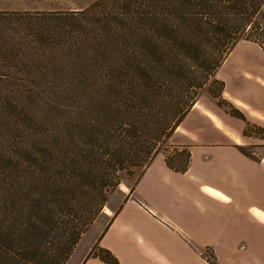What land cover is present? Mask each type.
<instances>
[{
  "label": "trees",
  "instance_id": "1",
  "mask_svg": "<svg viewBox=\"0 0 264 264\" xmlns=\"http://www.w3.org/2000/svg\"><path fill=\"white\" fill-rule=\"evenodd\" d=\"M263 19L264 0L0 9V264H64L120 173L160 150L186 170L169 135L205 89L222 96L240 39L264 48ZM87 255L117 262L97 243Z\"/></svg>",
  "mask_w": 264,
  "mask_h": 264
},
{
  "label": "crops",
  "instance_id": "2",
  "mask_svg": "<svg viewBox=\"0 0 264 264\" xmlns=\"http://www.w3.org/2000/svg\"><path fill=\"white\" fill-rule=\"evenodd\" d=\"M245 40L259 54L228 55L232 77L216 74L244 117L201 95L167 139L190 150L188 168L157 152L127 194L101 209L76 264H264V48ZM95 243L117 262L88 256Z\"/></svg>",
  "mask_w": 264,
  "mask_h": 264
},
{
  "label": "rangeland",
  "instance_id": "3",
  "mask_svg": "<svg viewBox=\"0 0 264 264\" xmlns=\"http://www.w3.org/2000/svg\"><path fill=\"white\" fill-rule=\"evenodd\" d=\"M90 2L91 0H0V9H58V8L68 9V8H77L80 6H84L86 4H89ZM262 21L264 24V19ZM245 39H240L233 47L231 53L228 56L231 62L236 56L244 55L246 53L249 55L259 54V51L257 52V49L256 50L253 49V46L255 47L257 46L251 44ZM217 74L219 77L223 78L224 80L232 77L233 70L230 63L222 65L218 69ZM218 88H219V83L215 82L213 84V89H218ZM203 94L206 95L207 98L214 105L221 106L222 108L229 110V103L222 96L215 97L208 89H205L201 95L203 96ZM252 127L253 125L250 122L249 124L247 123L245 131L251 132L250 130L252 129ZM160 151L169 154L167 150H160ZM140 170L141 169H137L131 175L125 172L120 173V182L113 189V191L109 193L108 198L105 204L103 205V207L108 208V205L113 201L121 200L122 197H124V195L127 194V190L129 191L134 185ZM100 222L101 221L97 215L90 223V225L87 227V229L82 233L80 239L78 240L75 248L73 249L70 257L68 258L65 264L77 263V261L80 259L81 255L89 245L95 232L98 230Z\"/></svg>",
  "mask_w": 264,
  "mask_h": 264
}]
</instances>
